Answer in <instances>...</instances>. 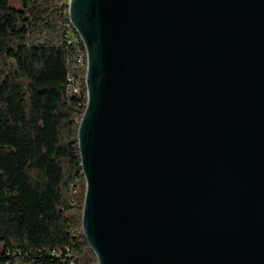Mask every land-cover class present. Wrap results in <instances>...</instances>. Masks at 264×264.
<instances>
[{
	"label": "water",
	"instance_id": "1",
	"mask_svg": "<svg viewBox=\"0 0 264 264\" xmlns=\"http://www.w3.org/2000/svg\"><path fill=\"white\" fill-rule=\"evenodd\" d=\"M68 15L97 263L264 264V0H68Z\"/></svg>",
	"mask_w": 264,
	"mask_h": 264
},
{
	"label": "trees",
	"instance_id": "2",
	"mask_svg": "<svg viewBox=\"0 0 264 264\" xmlns=\"http://www.w3.org/2000/svg\"><path fill=\"white\" fill-rule=\"evenodd\" d=\"M68 0H0V264H98L82 232Z\"/></svg>",
	"mask_w": 264,
	"mask_h": 264
},
{
	"label": "built area",
	"instance_id": "3",
	"mask_svg": "<svg viewBox=\"0 0 264 264\" xmlns=\"http://www.w3.org/2000/svg\"><path fill=\"white\" fill-rule=\"evenodd\" d=\"M71 29H72V27H71ZM72 31H73V29H72ZM82 46H83V44H82ZM74 67L77 69V71L83 72V78L80 81L79 79L70 76L67 80V82H68L67 83V91L70 95L77 96L79 98L82 96V92H83V86L82 85H84V89H85L84 77H85V72H86V52H85L84 46L82 47V49H79V51L77 52ZM84 96L86 99L87 98L86 89L84 91ZM70 264H72V263H70Z\"/></svg>",
	"mask_w": 264,
	"mask_h": 264
}]
</instances>
